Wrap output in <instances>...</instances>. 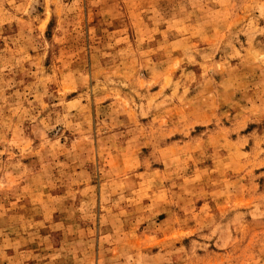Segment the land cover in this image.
<instances>
[{
	"label": "rangeland",
	"instance_id": "obj_1",
	"mask_svg": "<svg viewBox=\"0 0 264 264\" xmlns=\"http://www.w3.org/2000/svg\"><path fill=\"white\" fill-rule=\"evenodd\" d=\"M0 264H264V0H0Z\"/></svg>",
	"mask_w": 264,
	"mask_h": 264
}]
</instances>
